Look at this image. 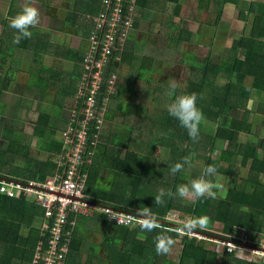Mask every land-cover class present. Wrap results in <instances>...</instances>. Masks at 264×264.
<instances>
[{
  "label": "trees",
  "instance_id": "16d2710c",
  "mask_svg": "<svg viewBox=\"0 0 264 264\" xmlns=\"http://www.w3.org/2000/svg\"><path fill=\"white\" fill-rule=\"evenodd\" d=\"M159 1H136L134 18L136 31L139 29V22L145 20L149 22L150 30H153L150 33H154L156 20H153ZM166 1L176 2L177 7L174 8V13L175 16H180V0ZM204 1L218 5L219 8L213 11L216 13L215 23L223 19L227 4H234L238 12L247 10L249 18L253 19V32L234 41L223 59L217 63L212 61L213 53L203 61H199L198 58L192 59L188 51L184 53L185 48L176 46L185 55L182 64H178V66L187 63V65L185 64L187 69L185 71L186 86L184 88L176 87L175 95L196 93L197 107L205 117V121L200 125L197 141L194 142L189 137L187 130L180 126L179 121L172 117L167 110V106L174 99V95L169 94L171 89L165 95L164 103L155 108H151L149 104L143 105L145 103L141 102V96L148 94L150 88L155 86L154 79L156 78L154 76H156L157 66L152 58L146 59V61L151 59V64L146 61L143 62V65L140 63V70L142 68L145 70L154 69L155 73L149 77L151 79L149 82H144L145 93L140 96L137 92L138 88L127 86V80L130 78L128 76L123 79L125 71L122 66L125 64L134 65L138 52L135 47L136 42L133 40L136 31L134 32L133 29V34L126 43V50L121 55V66L117 65L114 59L107 71L118 73L115 85L117 88L113 100L119 101L120 91L122 95L126 92L129 97L133 96V100L128 103L133 102L134 109H126V114L138 115L139 119L145 122L143 128H138L136 134H133L128 128L130 132L128 135L120 133L110 136L107 135L109 131L104 130L96 146L91 144V140L86 141L81 163L80 161L72 162L71 158H74V153L64 147L63 141V132L70 124L69 117L64 120L63 116H55L54 112H48L49 114L42 112L38 115L37 120L31 117V124H33L35 135L49 144L46 157L40 156L39 150L33 154L31 146L22 143L19 137H11L6 148L0 147V174L10 175V177L3 176L9 180L36 179L44 182L58 175H66V170L75 164L76 179L79 178V183L84 186L83 191L86 198L104 205V207L112 206L136 214L150 209L158 217L160 228L148 232L142 230L141 226L118 225L109 219L106 212L95 211L93 214L85 216L80 226L68 227L72 233L68 237L69 247L64 264H262L224 253L218 250L214 241H210V236L222 238L233 236L235 238V219L232 220L233 213L231 211H236L235 198L243 196V191H240L238 185L230 188L227 195L218 201L207 197L199 200L186 198L182 200L178 197L179 195L169 197L168 200V196L165 195L163 204L155 203V197L159 194L160 189H164L165 193L168 190L175 193L178 185H190L192 177H195L196 173L201 170L199 163L203 165L210 163L216 166L217 175L209 177L213 183L218 185L213 189L216 192L219 190L217 181L220 178L218 176H226L225 179H220L222 181L227 179L229 182V177L234 180L236 170L233 167L237 165L235 151L229 148L232 145L235 147V138L239 132L247 130L244 127L248 118L253 110L256 112L249 105L254 99L255 93L260 92L261 97H264V4L257 2V8H254L252 2L244 0H200L199 10L207 7L203 3ZM104 2L105 0H76L69 11L71 13L68 14V22L80 23L84 33L90 36L96 31V20L106 10ZM174 29H176V33L172 37L174 44H193L194 36L187 28L184 29L181 24H175L171 30ZM170 35L167 34L166 39ZM83 56H76L75 61L76 65L79 64L76 68L77 71L79 68L80 72L82 71ZM35 64L38 65V68L31 70V80L32 78L34 80L30 82V86H34L35 79L46 83L59 79V75L53 69H45L37 56ZM178 69L174 67L173 72ZM45 72L46 76L43 77ZM219 80L224 81V85L221 86ZM159 82L162 85L161 79ZM148 84L149 86H147ZM4 89H6L5 82H0V104ZM119 107L117 105V109H120ZM60 117V120H64L67 124L64 128L57 125L60 120H55ZM52 119L55 120L54 123H52ZM210 124L215 125L213 130L208 126ZM46 126L49 130H45ZM59 134L61 139H57ZM56 135H58L57 138ZM219 139H225L229 143V147H220L222 149L221 157L212 154L219 146L217 142ZM197 151L204 154L202 159L192 160L191 167L185 164L184 168L175 175L170 172L171 165L183 162V157L190 156ZM240 152L244 156L243 165L252 158L253 167L256 168L258 163L259 166L264 167V158L257 143H249L245 146L242 144ZM13 153L21 156L22 164L10 160L9 154ZM60 156L63 160L62 164L58 161ZM197 156L201 157L198 154ZM162 177L168 179V187L160 186V183L157 182ZM229 184H235V180L230 181ZM252 196L250 195L249 200L244 197L242 202L248 204L251 209L256 208L263 213L264 205L258 200H253L256 197ZM171 215H175L177 218L172 219L169 217ZM201 216L210 218L206 230L200 228L191 232L184 230V221L181 218ZM238 220L246 227H251L248 225L249 222H257L256 219L238 218ZM52 221V218H46L45 211L40 204L33 202L28 197H9L0 192V264H33L38 244L43 242L46 247L48 246L51 231L46 226H51ZM87 224H100L103 229V242L98 247H101L102 251L104 250L105 259L94 253L93 249L97 250L96 245L87 246V233L84 232L85 227H83ZM161 231L166 232L175 240L172 251L167 255H160L155 251V237ZM254 231L259 232L258 230ZM192 232L202 233L205 237L198 238L197 235H192ZM251 239L253 238L251 237ZM59 241L61 244L66 241V238L61 235ZM46 247L44 246V250L47 249ZM88 248H90V256L83 259Z\"/></svg>",
  "mask_w": 264,
  "mask_h": 264
},
{
  "label": "rangeland",
  "instance_id": "374dc122",
  "mask_svg": "<svg viewBox=\"0 0 264 264\" xmlns=\"http://www.w3.org/2000/svg\"><path fill=\"white\" fill-rule=\"evenodd\" d=\"M60 7L62 6V0H58ZM76 0H71L68 2L67 0H64V7L61 10L57 9H51L53 11L54 16L58 17V22L55 21V18L50 16V11L47 12V14L40 13V23L36 27L30 29L32 31L33 35L31 38H24L21 39L19 43H14V41L10 38V32L8 34V40L7 44H10L13 42V44L8 45L7 51L9 53H5V55H2L0 57V68L1 73L5 74L6 77H14L13 82L11 83V87H9V90L5 93L3 96V105L0 109V147L6 148L7 144L9 143V139L11 137H16L22 141L24 144H29L32 148V153L35 154L36 150H39V155L42 157H46L48 155V146L49 144L42 140L41 137H38L35 135L33 131V124H31V117L38 119V115L42 112H45L46 114L48 112L53 113L55 116H66V109L72 113L71 106H68L72 103V106L74 104V99H76L78 88L75 93H72L74 91V86L76 82L79 80L77 76H74L71 79V85L69 89V83L65 81V79L69 78V73H66L63 81L61 78V81L63 82L61 86L59 87H50L49 89L52 90L50 92H46L43 90H40L42 88H47L49 84H47L45 81H40L35 79L34 86L28 85V83L32 82L34 79L31 80V70L38 68V65L35 64V57H41V60L43 61L44 65H52L53 68H56L58 70V73L60 75L64 74L66 71L64 70V59L65 55L62 52L61 48L62 46H66L68 43L65 42V36L58 35L57 37L49 36L44 33L45 30H54L53 27L57 26L60 27L59 21L62 20L65 15H67V10L69 7H72L73 4H75ZM204 4L207 2L204 1ZM254 5V8H257V2H252ZM184 4L187 7V10L181 13L182 20L179 21V24H182L183 26H186L189 28V31L191 32V35L194 36V42L192 46L189 47V45L185 44H174V43H165L161 45V48L158 49L156 52L155 49L151 47H146L143 44L140 43L137 46L138 52L136 53V60L134 65L127 67V73L126 75L129 76V80L127 83V86L129 87H136L138 94L141 96L143 93H145V86L144 82L150 81V76H152L154 73V69L145 70V68H142L140 70L141 64L143 65V62L146 61L147 58H151V56H156L158 60V64L156 67V77H160V71L164 70L162 69V66H167V68H171L172 65H174L175 61H179V59L182 57L181 53H178V50L176 46H180L185 48L183 52L188 51L192 59L201 60L203 61L205 58H207L211 53H213L212 61L217 63L220 62L223 59V56L227 51L232 47L234 41L236 38H239L241 30H244L247 25L248 20V13H243L238 15L236 13V6L234 4H227V10L222 20H219L216 24V27L208 25V23H215L216 20V13L213 12L215 9L219 8L218 5L213 4V2H210L207 7H203V10H198V0H184ZM46 10H47V4ZM73 9V8H72ZM45 10V11H46ZM71 12H69L70 14ZM155 20L159 21L163 18H165L166 14H158L155 10ZM50 20L48 21V19ZM176 24V23H174ZM149 25V24H148ZM150 26V25H149ZM10 27V26H9ZM11 28V27H10ZM159 29V28H157ZM10 30V29H9ZM12 34L17 35L16 30L12 29ZM154 30H156V25L154 26ZM174 29L171 30V33L173 35L176 33ZM149 31H153L150 30ZM179 31V30H178ZM147 31V35L151 36L152 34ZM59 33V32H57ZM77 35V34H76ZM78 36V35H77ZM15 37V36H14ZM151 39H156L155 34L152 35ZM149 43V40H147V45ZM194 43L196 45H194ZM66 44V45H65ZM12 45V47H11ZM153 49V50H152ZM175 51V54L173 56L170 55V51ZM197 56H196V55ZM7 55H9V61L8 64H5V59H7ZM161 62V63H160ZM146 63L151 64V59L146 61ZM160 63V64H159ZM147 64V65H148ZM187 65V63H185ZM193 64V63H191ZM68 67L70 64L67 65ZM62 67V68H61ZM52 68V69H53ZM46 76V72L44 73L43 77ZM125 78V77H124ZM163 80L165 78L162 77ZM31 80V81H30ZM135 80V81H134ZM15 81V83H14ZM160 79H154V87H151L149 90V93L145 96H141V102L145 103L143 105L149 104L151 108H155L159 104H163L164 100L166 99L165 95H167V88L165 83L159 82ZM49 83V82H48ZM80 83V82H79ZM224 81L219 80V84L222 86L224 85ZM181 84V83H180ZM183 85L186 86L184 83ZM37 86V87H36ZM79 86V84H78ZM149 86V84L147 85ZM179 86V84H178ZM13 87V88H12ZM59 89V91H58ZM6 89L3 90V93ZM54 90V91H53ZM170 90V88H169ZM70 93H72L70 95ZM128 94V93H126ZM252 99V102H250V108L255 109L257 112L253 110L252 114H250V118H248L249 121L256 120V123L253 122V128L261 134V131L257 129L258 123L261 122V120L264 118V97H261L260 92H256L254 97ZM118 102L115 101L113 103V114L117 111V105H119L120 109H134V103H128L122 98L121 91L118 94ZM128 101L133 100V96L129 97L127 99ZM62 102L63 107L57 105V103ZM257 102V103H255ZM254 103L256 104L254 106ZM115 105V106H114ZM68 106V107H67ZM70 107V108H69ZM44 113V114H45ZM111 113V114H112ZM49 114V113H48ZM60 118H55V120H60ZM35 120V121H36ZM52 119V123L54 121ZM58 126L64 128L67 124H65V121L60 120L57 124ZM145 125V122L139 119V116H131L130 113L126 114L125 117H121L118 121L117 126L113 129L114 132H120L123 134H129V130L133 132V134H136L138 131V128L141 129ZM210 129H214L215 125L210 124L208 125ZM129 128V130H128ZM45 130H49L48 126L45 127ZM60 132V131H59ZM49 135V134H48ZM242 135L241 132L238 133L237 137H240ZM58 135L55 137L57 138ZM57 139L60 138V134ZM218 148L215 149L212 154L216 155L217 157H221L222 155V148L229 147V143L225 141V139H219L218 141ZM242 144L245 146L248 143H245L242 141ZM260 147V145L258 144ZM230 150L235 151L234 145H232ZM194 155L192 156V160H199L202 159V156H204L203 153H200V151L194 152ZM201 155V157L197 156ZM243 154V153H242ZM214 157V156H211ZM10 160H12L14 163L18 162L19 164H22L23 160H21V156L16 155V153L9 154ZM212 162L211 160H209ZM241 161V160H240ZM200 164V165H199ZM196 164L199 165L201 170L204 166L209 165L210 163L203 165L201 163ZM195 165V167H196ZM234 170H239L240 168L243 169V166L235 165ZM201 170L196 173L195 177H192L193 179L197 178L201 174ZM194 172V171H193ZM193 175V174H192ZM7 176L10 177V175L6 174H0V177ZM3 177V178H7ZM220 179H225L226 176H218ZM9 179V178H8ZM210 179V178H209ZM218 179L219 181V190L216 192L217 196L215 201H218L221 197H224L227 195L230 188L236 187L238 185L237 181L235 180V184H229L230 181H234L232 177H229V182L226 179V181H222ZM21 180V179H19ZM252 184H241L242 188H246L251 186ZM228 186V187H227ZM227 187V191H226ZM254 190L258 191V195L256 196V199L253 198V200H258V198L262 195H264V185H259ZM249 191V190H248ZM224 194V195H223ZM221 195V196H220ZM243 196H237L235 198V210H232L233 213L231 217H233L232 220H238L240 219H256L259 220V222H249L248 225L251 226L252 229L258 230L264 233V225L262 222H264V211L261 213L256 208H250L248 204L245 202H242L244 198ZM247 199L249 200V196L247 193ZM255 197V196H252ZM237 215V217H236ZM172 218H177L175 215H171ZM184 222L188 219L181 218ZM179 220V221H182ZM244 232L245 230H241ZM257 231H254L253 234H257ZM183 233V231H182ZM237 233H235L236 235ZM250 236V235H249ZM86 237H88V233L86 234ZM251 237V236H250ZM264 238L263 236L257 237L254 240H262ZM89 247V245L87 244ZM215 246V245H214ZM100 250V251H99ZM94 253L98 255L101 258H106L105 253L102 252L101 247H97V250L93 249ZM87 253L84 254L83 259L87 258ZM104 264V263H101Z\"/></svg>",
  "mask_w": 264,
  "mask_h": 264
},
{
  "label": "built area",
  "instance_id": "2783aa9c",
  "mask_svg": "<svg viewBox=\"0 0 264 264\" xmlns=\"http://www.w3.org/2000/svg\"><path fill=\"white\" fill-rule=\"evenodd\" d=\"M136 1L105 0L106 10L96 20V31L88 36L78 93L71 107L72 113L69 111L70 124L63 132L64 147L74 153L72 162L81 163L86 141L91 140V144L96 146L104 130L118 80V73L108 72L107 69L114 59L121 66V55L134 29ZM58 161L63 163L61 156ZM76 173L77 168L72 164L66 170V175H58L44 182L36 179L12 181L0 177V192L9 197H28L40 204L46 218L53 219L51 226H46L51 231L48 246L43 242L38 244L33 264H64L69 247L68 237L72 233L68 227L75 225L77 216L99 210L106 212L109 219L118 225L141 226L140 214L104 207L86 198L84 186L79 183V178L76 179ZM191 234L198 238L205 237L202 233ZM61 235L66 241L60 244ZM210 240L220 244L228 254L264 264V238L254 240L244 232L240 237L210 236Z\"/></svg>",
  "mask_w": 264,
  "mask_h": 264
},
{
  "label": "crops",
  "instance_id": "0c3cea01",
  "mask_svg": "<svg viewBox=\"0 0 264 264\" xmlns=\"http://www.w3.org/2000/svg\"><path fill=\"white\" fill-rule=\"evenodd\" d=\"M199 1L200 0H198V4H199ZM244 1L258 2V3L264 4V0H244ZM24 2H25V0H0V57L2 55H5L4 52L9 53L6 48L9 47L8 45L13 44V42L10 44H7L6 40H8V38H9L8 37L9 32H10V38L14 41L15 35L12 34V30L9 27V19L12 16H14L15 14H17L22 9ZM46 4H47V10L45 9ZM208 4L209 3H206L204 5H208ZM63 5H64V0H62V6L61 7H60L58 0H37V3H36V6L39 8L40 13L47 14V12L50 11V16L55 18L56 22H58V17L54 16L55 14H53V11H51V9L61 10L64 7ZM180 5H181V13L184 12L185 10H187V7L189 8V6H186L184 4V0H180ZM157 6H158V8L156 9L157 13L158 14H166L167 16L165 18L159 20V21L156 20V24H155L156 30H154V33H151L152 35L155 34L156 39H151L152 35L151 36L147 35V31L150 32L149 31V28H150L149 25L150 24H149V22L143 20L142 22H139V24H140L138 26L139 29L137 31H136V29H134V32L136 31V35H135V39L133 38V40L136 42V46H135L136 48H137L139 41H140V43L143 44L144 46H146L147 48L151 47V48L155 49V51L157 52L158 49L161 48V45H163L167 42L173 43V39H172L173 33L167 39H166V35L171 33V28H172V26L175 25L174 23L179 24V21L182 20L181 14H180V16H175L176 14L174 13V8L177 7L176 2H174V1L169 2L166 0H160L159 3H157ZM200 6L201 5L199 4L198 10H199ZM70 9H71V7L68 8L67 15H65V17L59 21V23L61 25L60 27L54 26L53 27L54 30H49V31L45 30L44 31V33L46 35L54 36V37H57L58 35L63 34V36H65L64 41L68 43L67 45L65 44L66 46H62V48H61V50L63 49L62 52L65 55L64 63L62 66L65 67L64 70L66 71L62 75H60L58 73V70L56 68H53L52 65H48V64L44 65L43 61L41 60V57H38V59L41 61V63L45 66V69L49 68L48 70H50L53 68V70L59 75V79H56L54 81H50L49 83H47V84H49L47 88L40 89V90H43L46 92L52 91L49 89L50 87L61 86L63 83L62 81H63L66 73H69L68 74L69 78L65 79V81H67L69 83V89H70V87H72V86H70L71 85V79L74 76H77V78H79V80L76 82L75 86L73 87L74 91L72 93H75V91H77L78 84H79L80 79H81L82 71L80 72L79 68L77 71L76 66H79V64L76 65L75 61H76V56L79 57L80 55H85V52H86L87 47H88V35H86V33H84L83 27H81V25H79L80 23H76L75 21H72L73 22V24H72V23L68 22L67 18H68V14H69ZM200 11H205V10H200ZM246 12L248 13L247 25H246L244 30H241L239 38H236L235 41L242 39L245 34H251L253 32V19L249 18V12L247 10L242 11V12H238V10L236 9V13L238 15L246 13ZM49 20H50V18L48 19V21ZM182 24H183V22H182ZM216 24L217 23H214V24L208 23V25H211L214 27H216ZM183 27H184V29L187 28L189 30L188 27H186V26H183ZM157 28H159V29H157ZM57 32H59V33H57ZM159 32H161L160 35H157V34H159ZM147 40H149L148 45L146 44ZM263 42H264V39H263ZM194 45H196V44L194 43ZM189 46H192V44ZM11 47H12V45H11ZM177 52L181 53L182 51H180V52L177 51ZM174 54H175V51L171 50L170 55L173 56ZM181 54H182V57L179 59V61H175L174 65H172V67L170 69L167 68V66H164V65L162 66V69H164V70L160 71L159 75L161 78H157L156 76H154L156 79H161V81L163 83H165L163 85H165L167 88V94L169 92L170 85H172L173 82H175L177 85L179 84V86H177V87H183V88L185 86L183 84L184 83L186 84L185 71H186L187 67L185 66V64L178 66V64H182L184 56H185L183 53H181ZM155 57L156 56H151V58L153 59V62H155L156 66H157L158 60ZM9 60H10L9 55H7V59H5V64H8L7 62ZM68 64H70L69 67L67 66ZM127 67H129V65L125 64L124 69H123L125 71V73H124L125 78L128 77L126 75ZM174 67H177L179 69L173 72ZM48 70H46V71H48ZM164 73H168V74H164ZM162 77L165 78V80H163ZM61 78H62V81H61ZM125 78H123V79H125ZM13 80H14V77L10 78V77H6L5 74H2L1 68H0V82H5V86H6V90L4 91V95L9 90V87H11V83L13 82ZM14 83H15V81H14ZM28 85H30V83H28ZM58 91H59V89H58ZM72 93H70V95ZM3 96H2V100H1L2 105H3ZM122 98L125 101L129 102L127 100L129 98V95L126 94V92L123 93ZM167 101H168V98H167ZM72 103H73V100H72ZM72 103L69 104L68 106H71ZM1 104H0V107L2 106ZM57 105L62 107V102L57 103ZM257 112L258 111H256V114H257ZM66 113H67V117L63 116L64 120L66 118H68V116H69V110L68 109H66ZM126 113H127L126 109H117L115 114L112 113L108 117V120L106 123V129H105L106 131H109L107 133V135L110 136L111 134H120L121 133L122 130L120 132H114L113 129L117 126L120 118L125 117ZM253 114H254V112H253ZM135 116H138V115H135ZM253 122L256 123V120L254 121V118L251 121L248 120V122L246 123V125L244 127L247 130L241 132L242 135H240V137L235 138V163L240 167L243 166V169L240 168L239 170L235 171V180L238 183L240 191L241 190L243 191V197L242 198H244V197L247 198L246 196L248 193L249 199H250V195H253L256 197L259 194L257 190H254L256 187H258L259 185H264V169H260V168H264V167L259 166V163H258L256 168L253 167L252 166L253 165V159L252 158L249 159L247 164H245V165L242 164L243 159H244V156H242L243 154L240 152L242 141H244L245 143H248V144L249 143L259 144L260 145L259 148L261 150L262 157L264 158V118L261 120V122L258 123V127H257V129L261 131V134H259L253 128L254 127ZM247 177H249V178H247ZM157 182L160 183V186H163V185H165L167 187L169 186L168 185V179H166L165 177L164 178L162 177V179L159 178ZM243 183L252 184V185L249 187H246V188H242L241 184H243ZM169 199L170 198L168 197V200ZM182 200H183V198H182ZM188 200H190V199H188ZM258 201L264 205V195L260 196ZM173 202H174V200H173ZM169 217L172 218V216H169ZM84 218H85V216H77L76 223L74 226L75 227H76V225H77V227L80 226L81 222L83 221ZM172 219H175V218H172ZM257 222H259V220H257ZM262 224L264 225V222H262ZM83 227H85L84 232L88 233V237H87L88 245L89 246L90 245H96L97 247L101 246L104 236L102 233L103 229L100 227V224H87V226L83 225ZM241 230H245L244 232H247V234L250 235L253 239L264 235V233L261 231H259L257 234H253L254 229H252L251 227H246L245 225H242L239 222V220H235V233H237L236 236L240 237L244 233ZM235 233H234V235H235ZM211 242H213V241H211ZM214 244L217 245L218 250H221L222 252H224L222 250L220 244H218L216 242H214ZM215 248H216V246H215ZM89 250H90V248H88L87 252H86L88 257L90 256ZM102 252H104V250ZM224 253H226V252H224Z\"/></svg>",
  "mask_w": 264,
  "mask_h": 264
},
{
  "label": "clouds",
  "instance_id": "9594fccd",
  "mask_svg": "<svg viewBox=\"0 0 264 264\" xmlns=\"http://www.w3.org/2000/svg\"><path fill=\"white\" fill-rule=\"evenodd\" d=\"M36 3L37 0H25L22 9L9 19V26L12 29L16 30L17 33V35H15L14 37V43H19L21 39L24 38H31L33 33L32 31H30V29L39 25L41 14L39 8L36 6ZM132 34L133 33H131V35ZM122 69H124V66H122ZM177 86L178 85L175 82L170 85L171 91L169 94L174 95V99L167 106V110L172 117L179 121L180 126L187 130L189 137L195 142L199 138L200 125L205 121V117L203 112L197 107V94L193 92L190 94L175 95V88ZM114 102L115 100H113L112 96L110 102V111L106 116L104 130L106 129L108 117L113 112L112 105ZM185 164H187L189 167L192 166L191 155L183 157V162H176L175 164L171 165L170 172L175 175L177 172L181 171L184 168ZM216 175V166L209 164L202 168L201 174L197 178L191 180L190 185H178L175 193H173L171 190H168L167 193H165L164 189H160L159 194L155 197V203L157 205L163 204V197L165 195H167L168 197L179 195V197L181 198L192 200H199L205 197L216 199L217 193L213 189L218 187V185L213 183V181L209 179V177H213ZM91 214H86L85 216L87 217ZM140 215L142 216V230L151 232L155 229L160 228L158 217L154 213H152L150 209L143 210ZM209 223L210 218L207 216L188 218L184 222L183 228L186 232H191L196 228L206 230ZM174 244V238L164 231H161L155 237V251L157 252V254H169L172 251Z\"/></svg>",
  "mask_w": 264,
  "mask_h": 264
}]
</instances>
